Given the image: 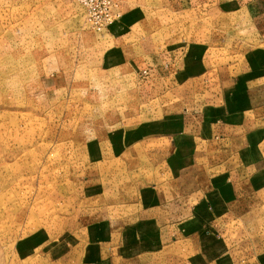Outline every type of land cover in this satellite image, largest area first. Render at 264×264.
I'll return each instance as SVG.
<instances>
[{
	"label": "rangeland",
	"instance_id": "374dc122",
	"mask_svg": "<svg viewBox=\"0 0 264 264\" xmlns=\"http://www.w3.org/2000/svg\"><path fill=\"white\" fill-rule=\"evenodd\" d=\"M218 8L211 0H0V264L89 248L94 222L127 215L117 190L130 161L121 128L132 102L144 107L147 97L132 58L181 38L206 42L210 60H242L246 23L232 46Z\"/></svg>",
	"mask_w": 264,
	"mask_h": 264
},
{
	"label": "crops",
	"instance_id": "0c3cea01",
	"mask_svg": "<svg viewBox=\"0 0 264 264\" xmlns=\"http://www.w3.org/2000/svg\"><path fill=\"white\" fill-rule=\"evenodd\" d=\"M211 1L232 46L246 23L242 60L181 38L132 58L147 97L121 128L128 213L91 222V247L29 264H264V0Z\"/></svg>",
	"mask_w": 264,
	"mask_h": 264
},
{
	"label": "built area",
	"instance_id": "2783aa9c",
	"mask_svg": "<svg viewBox=\"0 0 264 264\" xmlns=\"http://www.w3.org/2000/svg\"><path fill=\"white\" fill-rule=\"evenodd\" d=\"M145 72L143 71V74H144Z\"/></svg>",
	"mask_w": 264,
	"mask_h": 264
}]
</instances>
